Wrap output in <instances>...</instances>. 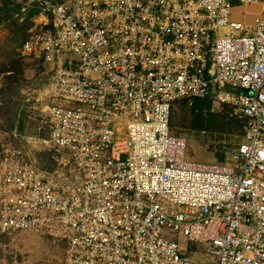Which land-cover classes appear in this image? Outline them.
I'll return each instance as SVG.
<instances>
[{"label": "built area", "instance_id": "2783aa9c", "mask_svg": "<svg viewBox=\"0 0 264 264\" xmlns=\"http://www.w3.org/2000/svg\"><path fill=\"white\" fill-rule=\"evenodd\" d=\"M24 1L57 167L0 151V234L49 236L62 264H264V0ZM194 99L244 124L224 162L190 160L170 130Z\"/></svg>", "mask_w": 264, "mask_h": 264}, {"label": "rangeland", "instance_id": "374dc122", "mask_svg": "<svg viewBox=\"0 0 264 264\" xmlns=\"http://www.w3.org/2000/svg\"><path fill=\"white\" fill-rule=\"evenodd\" d=\"M24 0H0V151L19 149L41 169L54 173L57 165L37 142L36 108L44 97L48 75L44 66L22 56V42L41 21L36 8ZM256 6H237L233 17L251 23L240 14ZM170 130L187 143L188 158L194 162H224L243 141L241 119L228 106L213 108L211 101L180 100L175 103ZM63 172L62 169L59 173ZM63 244L46 235L28 231L0 234V264H62Z\"/></svg>", "mask_w": 264, "mask_h": 264}, {"label": "trees", "instance_id": "16d2710c", "mask_svg": "<svg viewBox=\"0 0 264 264\" xmlns=\"http://www.w3.org/2000/svg\"><path fill=\"white\" fill-rule=\"evenodd\" d=\"M197 100H205V99H197Z\"/></svg>", "mask_w": 264, "mask_h": 264}]
</instances>
